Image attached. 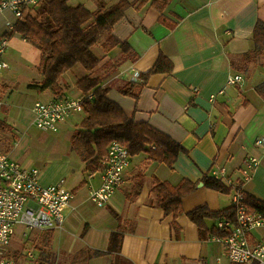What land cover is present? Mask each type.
I'll use <instances>...</instances> for the list:
<instances>
[{
	"label": "crops",
	"instance_id": "obj_1",
	"mask_svg": "<svg viewBox=\"0 0 264 264\" xmlns=\"http://www.w3.org/2000/svg\"><path fill=\"white\" fill-rule=\"evenodd\" d=\"M69 1L72 6L84 5L90 10H95L101 1L118 2ZM152 1L128 9L113 29V35L128 43L135 55L123 57L120 47L105 54L99 47L96 54L104 59L93 72L103 77V86L111 93L113 84L119 81L116 97L110 99L136 122L150 124L184 150L173 167L151 161L146 154L132 157L124 186L105 208L96 207L89 197V185L100 186L101 172L88 180L89 174L83 173L84 164L70 155L71 137L63 139L66 154L45 158L41 168L19 161L25 154L23 148L9 153L24 168L39 169L42 186L64 180L66 188L75 195L65 210V225L54 231L51 244H46L45 232L37 234L36 243L41 245L37 264H230L224 246L211 238L203 241L197 225L188 217L189 212L205 205L212 211L233 206L232 192L224 195L211 190L203 179L213 178L212 170L223 165L239 177L246 160L256 158L259 166L244 190L264 201V146L256 145L258 139H264V98L256 91L264 84V68L251 66L242 72L234 65L254 48L252 34L256 23L264 22V0H169L163 14L174 28L160 21L161 13ZM0 18V23L6 20L5 16ZM11 23L7 19L6 24ZM161 54L174 63L171 74L151 76L138 99L119 91L128 82L139 81L138 76L148 72ZM6 72L0 76V100L4 89L10 86L4 78ZM234 75L243 76L244 81L221 93L228 77ZM28 80L40 88L43 77L33 73ZM62 80L63 96L72 97ZM77 82L76 79L75 85ZM212 95H217L215 101L210 100ZM80 96L81 93L77 95ZM54 98L55 95L48 100ZM78 115L61 129L71 126ZM141 176L143 189L129 200L128 195ZM155 178L174 186L184 179L198 184L197 190L183 200L184 214L177 220L181 227L179 237L172 227L173 217L147 204ZM119 232L123 233L121 243L108 253L112 235ZM250 239L252 243H264V230L253 231ZM83 252V257H79ZM89 252L108 254L90 257Z\"/></svg>",
	"mask_w": 264,
	"mask_h": 264
},
{
	"label": "trees",
	"instance_id": "obj_2",
	"mask_svg": "<svg viewBox=\"0 0 264 264\" xmlns=\"http://www.w3.org/2000/svg\"><path fill=\"white\" fill-rule=\"evenodd\" d=\"M147 1L149 0H118L115 4L101 1L95 10H90L84 5L72 6L69 0H45L38 10H27L11 33L0 36L11 39L16 33L39 48L42 54L39 74L43 77L39 89H49L56 97L63 96L60 84L63 76L77 65L91 73L79 79L76 84L81 92L85 117L71 136V149L84 164L85 174L102 170L108 147L115 141L128 149L131 158L146 154L151 161L169 167H173L184 150L170 136L150 124L136 122L118 103L110 99L109 88L103 86V77L95 76L93 72L104 59L94 52L95 47H100L105 54L120 47L123 57L135 55L128 43L120 42L113 35V29L125 17L128 9L135 6L140 8ZM168 4L169 0L152 1V6L161 13L160 21L174 28V23H170L163 14ZM252 41L253 50L243 54L237 65L234 64L242 72H246L251 66L264 68V22L256 23ZM173 70L172 60L161 54L148 72L139 75V81L128 82L121 86L119 91L125 96L138 99L151 76L171 74ZM256 91L264 98V84L257 87ZM10 130L9 124L0 120V131L3 132L0 136V147L6 151L0 150L5 154L11 152L10 139L5 135ZM142 178L141 176L135 181L134 188L128 195L129 200L141 193ZM202 182L207 188L221 194L230 195L232 192L231 187L214 178L205 177ZM197 187V183L185 179L175 186L154 179L147 204L160 208L167 216L173 217L172 227L178 237L181 227L177 220L184 214L183 200L194 193ZM245 202L251 212L264 217V201L246 193ZM188 217L197 225L201 239L206 241L211 237H223L226 234L217 228L216 223L222 220L236 221V210L232 206L212 211L205 205L189 212ZM209 222H214V225L210 226ZM53 234L54 231L45 232L46 244H51ZM122 238L123 233L120 232L112 235L108 253L113 252L114 245L121 243ZM108 253L88 254L90 257H100ZM14 255L20 256L17 252ZM83 255L84 252L79 254V257Z\"/></svg>",
	"mask_w": 264,
	"mask_h": 264
},
{
	"label": "built area",
	"instance_id": "obj_3",
	"mask_svg": "<svg viewBox=\"0 0 264 264\" xmlns=\"http://www.w3.org/2000/svg\"><path fill=\"white\" fill-rule=\"evenodd\" d=\"M45 0H0V14L9 11L17 20L27 10L34 9ZM16 23L9 25L11 31ZM10 48L8 37L0 38V76L9 69L6 59ZM139 78V76H138ZM244 81L243 76H229L225 93ZM217 95L210 97L215 101ZM84 107L81 97H56L48 102L36 103L33 108L34 125L44 132L58 133L69 119L82 114ZM256 145L264 146V139H258ZM131 165L128 149L119 142H112L108 147L103 162L101 184L89 185V197L98 208H105L115 193L125 184V173ZM259 166L256 158L246 160L240 168V176L234 177L228 166L223 165L212 170V177L232 188V203L236 210V221L222 220L217 228L226 234L223 237H211L224 246L230 264H264V243H252L250 236L255 230H264V217L251 212L245 202L244 186L251 182L253 173ZM97 173V172H96ZM41 171L37 168H24L18 161L11 159L0 150V264H37L34 252L20 254L11 252V243L16 228L46 232L63 229L65 210L70 206L75 195L61 180L57 184L44 187L40 184ZM95 173H90L91 181ZM198 264H207L200 261Z\"/></svg>",
	"mask_w": 264,
	"mask_h": 264
},
{
	"label": "rangeland",
	"instance_id": "obj_4",
	"mask_svg": "<svg viewBox=\"0 0 264 264\" xmlns=\"http://www.w3.org/2000/svg\"><path fill=\"white\" fill-rule=\"evenodd\" d=\"M0 16L6 17V20L0 23V36L11 33L6 21L8 19L12 23H16L17 20L14 15L7 11L4 14H0ZM99 51V47L94 48L95 53ZM41 57V51L34 43L24 40L16 33L12 35L10 48L6 56L9 69L4 77L10 83V86L6 90L4 89L0 100V120L5 121L11 127V130L5 134L10 139L11 152L17 148H23L25 154L19 161L25 166L37 168H41L45 158L49 156L66 154L63 150L65 146L64 136L70 138L78 123L85 117L84 113L78 115V117L73 119L71 126L61 129L58 133L44 132L34 125L31 114L32 108L37 102H48V99L54 96L51 90L35 88L32 85L36 84L28 80L33 73L35 75L39 74ZM87 74L88 72L82 66L77 65L74 71H70L66 79L62 80L70 96L77 97L81 93L76 87L75 81L76 79H82ZM1 80L3 82V79ZM118 84H120L119 81L113 84L112 93H108L111 99L116 97L115 91ZM2 133L0 131V136L3 135ZM59 138L61 139V144H59ZM69 145L71 146L70 140ZM0 149L5 150L3 147H0ZM71 154L75 155V158H79L76 153L72 152ZM80 161L79 164L83 165ZM38 233L37 231L27 230L22 226H18L11 243V252L15 253L17 251L25 254L32 251L35 256L40 255L39 249H41V245L36 243ZM36 251H39V253H36Z\"/></svg>",
	"mask_w": 264,
	"mask_h": 264
}]
</instances>
